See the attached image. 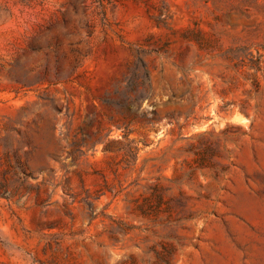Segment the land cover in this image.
<instances>
[{"label":"rangeland","instance_id":"rangeland-1","mask_svg":"<svg viewBox=\"0 0 264 264\" xmlns=\"http://www.w3.org/2000/svg\"><path fill=\"white\" fill-rule=\"evenodd\" d=\"M0 264H264V0H0Z\"/></svg>","mask_w":264,"mask_h":264}]
</instances>
